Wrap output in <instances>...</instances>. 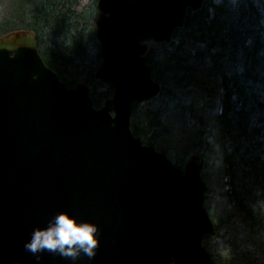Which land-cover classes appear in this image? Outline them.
I'll use <instances>...</instances> for the list:
<instances>
[{"label": "water", "instance_id": "1", "mask_svg": "<svg viewBox=\"0 0 264 264\" xmlns=\"http://www.w3.org/2000/svg\"><path fill=\"white\" fill-rule=\"evenodd\" d=\"M204 1L97 0L95 78L111 90L99 108L92 84L46 65L35 31L0 36V264H213L204 158L179 168L131 129L133 104L161 91L148 43L170 42ZM60 211L97 225L93 256L25 248Z\"/></svg>", "mask_w": 264, "mask_h": 264}, {"label": "trees", "instance_id": "2", "mask_svg": "<svg viewBox=\"0 0 264 264\" xmlns=\"http://www.w3.org/2000/svg\"><path fill=\"white\" fill-rule=\"evenodd\" d=\"M0 36L37 35L47 66L73 87L92 84L99 108L111 90L101 64L97 0H0ZM160 93L135 102L131 129L175 166L204 158L203 206L216 235L202 240L213 264H264V0H205L188 9L170 42L148 43Z\"/></svg>", "mask_w": 264, "mask_h": 264}, {"label": "clouds", "instance_id": "3", "mask_svg": "<svg viewBox=\"0 0 264 264\" xmlns=\"http://www.w3.org/2000/svg\"><path fill=\"white\" fill-rule=\"evenodd\" d=\"M96 232L94 223L80 222L68 212L60 211L46 227L35 228L24 246L32 253L46 249L75 259L82 250L91 257L98 244Z\"/></svg>", "mask_w": 264, "mask_h": 264}, {"label": "rangeland", "instance_id": "4", "mask_svg": "<svg viewBox=\"0 0 264 264\" xmlns=\"http://www.w3.org/2000/svg\"><path fill=\"white\" fill-rule=\"evenodd\" d=\"M0 12H2V11H0Z\"/></svg>", "mask_w": 264, "mask_h": 264}]
</instances>
